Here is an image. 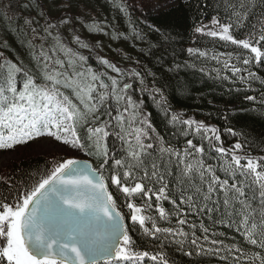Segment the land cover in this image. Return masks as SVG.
I'll list each match as a JSON object with an SVG mask.
<instances>
[{
	"label": "snow or ice",
	"instance_id": "6c2138e0",
	"mask_svg": "<svg viewBox=\"0 0 264 264\" xmlns=\"http://www.w3.org/2000/svg\"><path fill=\"white\" fill-rule=\"evenodd\" d=\"M214 6L223 10V22L212 16L194 31L230 42L238 51L212 54L211 59L225 57L223 68L249 90L253 81L264 85V77L251 70L264 65V0H217ZM38 7L35 15L9 28L24 58L7 40L0 41V150L50 139L100 164L61 157L29 173L27 180L5 181L8 191L0 192V264H178L175 254L191 264H210L212 259L264 264V154L250 150L257 140L245 134L243 143L225 148L216 127L171 111L150 69H125L97 57L106 70H96L89 63L93 45L76 25L99 33V23H86L73 13L72 0H61V14L55 17ZM116 7L130 15L126 4ZM246 23L249 30L238 38L235 33ZM147 27L160 38L149 48L161 50L170 33ZM132 35L145 39L134 26ZM112 38L127 39L120 33ZM187 52L209 56L196 48ZM164 62L161 55L158 63ZM180 67L174 64L167 71ZM147 97L169 124L180 126L181 135L191 137L182 148L154 127ZM259 104L264 108V91ZM227 131L236 135L231 128ZM110 186L121 194L120 204ZM130 229L152 245L145 249ZM229 231L241 239L229 237Z\"/></svg>",
	"mask_w": 264,
	"mask_h": 264
},
{
	"label": "trees",
	"instance_id": "16d2710c",
	"mask_svg": "<svg viewBox=\"0 0 264 264\" xmlns=\"http://www.w3.org/2000/svg\"><path fill=\"white\" fill-rule=\"evenodd\" d=\"M60 2L61 0H35L33 4V0H0V41L7 40L24 58L23 49L17 44L16 36L9 31V28L14 29L18 24H22V17L35 15L40 10L38 6H42L54 17L59 16L61 13L57 5ZM120 3L128 6L130 15L122 13L116 7ZM216 3L217 0H188L187 3L183 0H72V12L82 15L86 23L92 20L97 21L103 29V32L91 33L79 22L76 25L82 37L93 45L92 59L89 63L96 70H106L99 64L97 57L107 58L125 69L137 68L142 72L150 69L157 74L156 86L163 88L171 111L181 113L184 119L192 118L216 127L225 148L232 147L236 142L243 143L245 134H250L257 140L256 145L250 148L252 154L261 155L264 154L261 151L264 149V108H261L259 104V96L264 91V85H261L258 80L253 81L249 90L232 77L230 71L223 68L225 57L221 56L219 61L211 59L212 54L238 51L236 45L220 41L219 38L202 36L194 31L195 27L201 23L209 24L212 16H218L223 22V10H218L214 6ZM205 4L208 7H202ZM149 24L162 30L166 29L171 35V39L164 43L161 50L149 48L150 43L156 44L160 40L156 33L149 31L147 27ZM132 26L137 32L144 34V40L133 38ZM248 30L249 24L246 23L245 27L235 35L239 38ZM114 33H120L127 39H113ZM188 48L207 51L209 56L189 55ZM82 51L86 55L89 54L87 50ZM6 54L10 57L12 55ZM161 55L165 57L163 65L158 63ZM232 62L235 63V60L233 59ZM174 64L181 65L179 71H167ZM251 70L264 77V65L254 66ZM224 76L229 79H222ZM147 79L151 81L152 78ZM134 87H136L135 83ZM246 95L257 96L258 99L256 102L248 101L244 99ZM145 106L146 110L152 114L151 120L154 127L168 142L182 148L186 139L191 138L180 134L179 125L174 127L169 124L163 111L153 103L150 97L145 99ZM229 128L233 129L236 135L230 134L227 131ZM112 139L109 137L110 148ZM204 143L207 145V141ZM57 145L59 146L56 150L38 152L37 144L31 142L11 150L14 158L0 169V177L4 178L0 180V192L8 191L5 181L19 183L27 180L29 173L44 168L61 157L87 158L93 162L94 167H99L100 161L94 157L70 150L61 144ZM109 191L113 192L120 204L121 194L115 190L114 186H110ZM123 210L127 213L126 208ZM189 220L198 223L195 216H189ZM205 223L207 224V221ZM185 230H188L187 227ZM219 230L226 231L222 228ZM130 234L145 249L152 245V241L146 237L141 238L131 229ZM200 234L197 229V235ZM228 236H236L237 240L241 239L238 234L231 231L228 232ZM175 255L178 264H191L187 257ZM210 264H219V262L212 259Z\"/></svg>",
	"mask_w": 264,
	"mask_h": 264
},
{
	"label": "rangeland",
	"instance_id": "374dc122",
	"mask_svg": "<svg viewBox=\"0 0 264 264\" xmlns=\"http://www.w3.org/2000/svg\"><path fill=\"white\" fill-rule=\"evenodd\" d=\"M35 143L37 144V151L38 152L56 150L57 146H59V145H57V144H59L58 142L52 141L50 139L37 140V141H35ZM13 158H14V156L11 153V150H0V169H2L4 166H6ZM86 160L91 161L90 159H87V158H86Z\"/></svg>",
	"mask_w": 264,
	"mask_h": 264
},
{
	"label": "water",
	"instance_id": "95a60500",
	"mask_svg": "<svg viewBox=\"0 0 264 264\" xmlns=\"http://www.w3.org/2000/svg\"><path fill=\"white\" fill-rule=\"evenodd\" d=\"M89 161V160H88ZM89 162H91V161H89ZM92 163V162H91ZM93 164V163H92ZM94 166V165H93Z\"/></svg>",
	"mask_w": 264,
	"mask_h": 264
}]
</instances>
